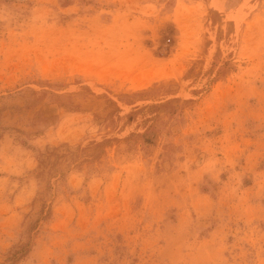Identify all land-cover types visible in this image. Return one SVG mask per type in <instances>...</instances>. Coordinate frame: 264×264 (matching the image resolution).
<instances>
[{"label": "rangeland", "instance_id": "rangeland-1", "mask_svg": "<svg viewBox=\"0 0 264 264\" xmlns=\"http://www.w3.org/2000/svg\"><path fill=\"white\" fill-rule=\"evenodd\" d=\"M0 264H264V0H0Z\"/></svg>", "mask_w": 264, "mask_h": 264}]
</instances>
